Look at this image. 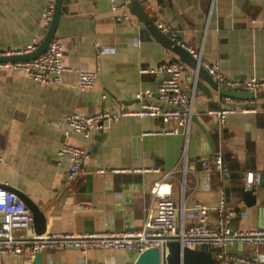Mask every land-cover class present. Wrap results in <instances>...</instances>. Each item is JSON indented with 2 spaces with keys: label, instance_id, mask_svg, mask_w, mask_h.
<instances>
[{
  "label": "crops",
  "instance_id": "1",
  "mask_svg": "<svg viewBox=\"0 0 264 264\" xmlns=\"http://www.w3.org/2000/svg\"><path fill=\"white\" fill-rule=\"evenodd\" d=\"M121 2L119 10L112 12L108 0L63 1L54 35L62 45L65 68L58 84L36 83L23 72L0 69V184L18 190L39 206L46 219L45 233L67 224L79 233L139 229L149 211L157 208L149 193L151 186L168 173L164 182L171 186L179 218L183 203L186 224L196 202L207 206L213 221L223 200L250 211L249 216L231 220L234 230H264L260 228L264 214L259 213L264 210V98L251 105L210 90L211 100L202 90L195 91L193 71L185 66L182 84L193 97L196 118L187 142L188 163H195L196 170L204 156L211 158L212 150L225 147L226 172L211 176L207 188L202 171L182 173V134L144 135L171 130L173 122L121 118L105 125L98 143L93 139L97 133L89 141L76 134L63 136V120L71 114L134 109L135 95L154 91L159 84L161 75L153 73L156 67L178 60L139 27L127 4ZM45 3L0 0L1 53L23 51L34 40L41 43L48 30L41 21ZM140 4L155 25L168 26L177 40L199 50L202 60L217 64L227 78L240 82L264 78V0H152ZM119 15L124 18L117 20ZM89 71L97 72L96 81L86 93H78V73ZM227 107L234 109L224 128L230 135L223 146L215 139L210 144L202 130L209 134L217 120L208 114ZM243 109L252 112L243 113ZM64 143L89 149L83 171L75 179L67 177V165L58 158ZM153 170L158 173L149 172ZM238 173L259 175L254 207L246 208L233 192L222 191L224 183H235L229 176ZM231 251L246 256L249 250L238 245ZM40 254L42 264H133L138 256L136 252L95 249L85 255L75 250ZM257 255L259 264H264V244ZM0 264L25 263L21 256L0 255Z\"/></svg>",
  "mask_w": 264,
  "mask_h": 264
},
{
  "label": "built area",
  "instance_id": "2",
  "mask_svg": "<svg viewBox=\"0 0 264 264\" xmlns=\"http://www.w3.org/2000/svg\"><path fill=\"white\" fill-rule=\"evenodd\" d=\"M111 11L117 12L121 0H108ZM139 3H150L152 0H137ZM56 0H46L41 21L49 27L55 11ZM124 15L117 16V20ZM157 29L164 35L170 36L173 32L163 23H157ZM170 38L177 45L184 48L201 66L207 74L221 88L249 93L264 91V78L252 77L244 82L227 78L217 64H210L202 60L201 52L184 46L174 36ZM39 44H33L23 51L0 52V57L20 56L34 51ZM62 45L59 40L53 39L44 52L30 61L15 63H0V69L23 72L31 81L41 84H58L65 68L61 63ZM185 65L179 60H171L159 64L153 71L160 74L161 79L154 91L146 90L135 95L137 106L134 109L123 108L116 111H101L93 114H71L64 118L63 136L80 135L84 141L91 140L94 133L102 132L107 123L116 122L121 118H155L163 124L173 122L175 127L168 131L148 132L144 135L159 136L182 134L185 138L183 149L182 173L195 174V163H188L186 157L189 131L192 124L193 97L187 93L183 84ZM96 71L79 72L76 90L86 93L90 90L97 78ZM156 95V98H154ZM105 95L102 99H105ZM156 99L158 102L153 101ZM161 102V103H159ZM255 101H251L254 105ZM241 112H252L243 109ZM234 113L233 108L211 110L209 116L217 120L219 131L226 127L228 116ZM222 146V144L220 143ZM89 149L64 143L58 151V158L66 163L67 177L77 178L83 171L88 158ZM201 171L205 175L206 188L210 177L223 175L226 172L224 152L220 147L211 158L204 156L201 159ZM158 173V171H149ZM164 175L163 181L154 183L149 193L157 202L155 212L149 211L147 218L139 229L124 232H94L79 233L74 226L67 224L53 233L35 235L32 216L28 208L15 193L0 187V255L24 257L25 264H32L36 254L44 251L75 250L85 255L91 249L105 252L107 250L136 252L137 254L150 248L165 249L171 242H177L182 248L197 249L204 247L219 264H259L258 248L264 244V230L241 232L231 227L234 217L250 215L249 209L221 201L217 208V218L210 219L209 209L204 203L194 204V213L189 215V224L185 223L183 203L179 210L171 198V186L164 180L170 177ZM259 183V175L247 173L245 186L254 190ZM4 185V184H3ZM183 185L181 192L183 194ZM5 186V185H4ZM241 245L247 248L248 255L233 253L232 247Z\"/></svg>",
  "mask_w": 264,
  "mask_h": 264
},
{
  "label": "water",
  "instance_id": "3",
  "mask_svg": "<svg viewBox=\"0 0 264 264\" xmlns=\"http://www.w3.org/2000/svg\"><path fill=\"white\" fill-rule=\"evenodd\" d=\"M64 0H56L55 2V11L46 32L45 37L41 41V43L37 46V48L29 54L20 55V56H10V57H0V63H15V62H24L30 61L41 55L48 44L54 39L55 31L58 25L59 18L62 13V6ZM129 15L136 18L139 22V27L144 28L153 39H155L159 44H161L164 48L171 51L178 60L184 64L186 67L193 71L192 80L195 85L196 90H202L204 95L211 99L210 90L218 92L219 95L222 97L232 99V100H239V101H255L256 99L264 98V91H260L258 93H249L244 91H237V90H227L221 88L217 85V83L210 77L207 72L198 65L197 61L181 46L177 45L173 42L168 36L162 34L156 27V25L151 21L146 14L145 10L142 8L141 4L137 0H127L128 3L125 2ZM123 4V2H122ZM215 10H212V14ZM203 84H206L208 88H206ZM156 98V95H154ZM135 99V98H134ZM212 100V99H211ZM153 101L158 102L156 99ZM161 103V102H159ZM234 107V106H231ZM213 110V109H212ZM209 117L204 118L206 121ZM196 122V118L192 116V123ZM203 134L206 136V139L210 144L213 140H217L219 145L223 143L224 140H227L229 137L228 129H223L219 131V127L216 124L213 131L205 133L202 130ZM98 136L94 137L93 139L98 143L103 138L100 137L101 132L97 133ZM224 145V144H223ZM222 145V146H223ZM95 146L92 148L91 152L96 149ZM218 148L211 151V153L217 152ZM223 152H225V147H222ZM224 156V160H225ZM197 171H201V162H197L196 164ZM245 176L242 177V174L238 173L236 176L232 177L229 176V179L233 178L235 183H228L223 184L222 191L223 193H232L234 194V198L240 199L246 208L254 207L257 204L258 196L255 194L254 190L248 189L245 186ZM222 182V181H221ZM222 184V183H221ZM0 187H4L8 191H11L19 196L22 200L24 205L28 208L32 216V223L34 228L35 235H43L46 232V219L42 212V210L33 203L27 196L22 194L16 189L4 186L0 184ZM229 195V194H228ZM260 206H263L261 203ZM263 209L259 210L260 214H264ZM260 228H264L261 226ZM238 245L232 247L233 250L237 249ZM32 264H42L41 262V254L38 253L34 256ZM133 264H219L211 255L210 252L206 251L204 247H200L197 249H188L182 248L179 243L171 242L168 243L165 249H158V248H150L142 253L138 254L135 262Z\"/></svg>",
  "mask_w": 264,
  "mask_h": 264
}]
</instances>
